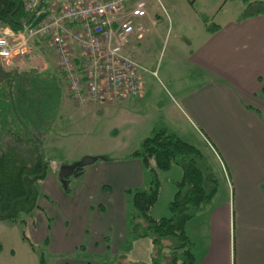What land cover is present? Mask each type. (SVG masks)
I'll list each match as a JSON object with an SVG mask.
<instances>
[{"label": "crops", "instance_id": "crops-1", "mask_svg": "<svg viewBox=\"0 0 264 264\" xmlns=\"http://www.w3.org/2000/svg\"><path fill=\"white\" fill-rule=\"evenodd\" d=\"M239 20L218 25L192 55L193 65L210 79L178 105L224 155L235 184L232 204L215 207L200 224L196 264H264V15ZM145 23L156 25L150 14ZM62 166L52 161L32 220L8 228L0 221V254L10 238L26 258L36 256L24 246V232L35 251L45 249L44 264L45 255L51 264H104L102 258L121 252L128 236V191L145 183L142 163L130 155L95 163L80 176L82 186L69 191L59 179Z\"/></svg>", "mask_w": 264, "mask_h": 264}, {"label": "rangeland", "instance_id": "rangeland-1", "mask_svg": "<svg viewBox=\"0 0 264 264\" xmlns=\"http://www.w3.org/2000/svg\"><path fill=\"white\" fill-rule=\"evenodd\" d=\"M155 26L144 24L145 33L140 47L133 49L138 64L143 68L142 82L144 99L131 97L125 103H113L111 107L99 105L77 106L64 88L59 118L47 138L49 158L60 165H72L85 158L126 159L138 150L156 127H165L175 132L182 140L197 147L204 155L206 165L218 179V191L210 205L188 222L187 234L195 244V253L200 239V224L212 210L233 202L234 180L231 168L223 154L212 144L206 134L189 120L180 107L183 99L207 84L210 77L191 62L192 55L204 46L209 36L208 27L223 25L240 19L249 4L264 0H145ZM2 30V29H1ZM3 31V30H2ZM37 51L34 66L40 72L53 75L55 55L50 47ZM50 51V52H49ZM18 61V60H17ZM25 60L19 61L23 64ZM50 68V69H49ZM48 72V73H47ZM55 74V73H54ZM205 86V85H204ZM102 161L97 162L100 163ZM61 168V167H60ZM88 168V167H86ZM147 186L152 175L144 171ZM183 177V169L173 166L169 171L158 172L160 195L153 217L171 215L169 206L177 192V183ZM82 186V179L72 176L69 190ZM133 194H128V208ZM2 224V223H0ZM7 228L12 223H4ZM11 228V227H10ZM26 230V229H25ZM21 231V227H19ZM27 231V230H26ZM8 231V235H9ZM2 235V234H0ZM18 232L19 244H23ZM29 235V234H28ZM36 256L26 258L14 241L5 240V249L0 255V264H44L41 252L24 242ZM170 242H166L169 244ZM26 247V248H27ZM15 250L16 254L12 251ZM102 258L104 264H169V249L158 250L150 240H138L130 250ZM166 254V256H164ZM51 264L48 255L44 256Z\"/></svg>", "mask_w": 264, "mask_h": 264}, {"label": "trees", "instance_id": "trees-1", "mask_svg": "<svg viewBox=\"0 0 264 264\" xmlns=\"http://www.w3.org/2000/svg\"><path fill=\"white\" fill-rule=\"evenodd\" d=\"M25 2L0 0V27L14 32L36 28L45 17L38 15L44 4L37 11L28 12ZM259 15H264L263 2L249 4L239 21ZM219 30V26L208 27L210 33ZM44 42L48 40L35 38L34 48L16 57L10 66L0 60V221L3 222L27 224L33 219L34 212L40 209L39 185L47 178L52 164L46 142L59 118L65 83L56 73L46 74L34 66L37 49L41 50ZM21 60H25L24 66L19 63ZM261 93L264 95V84ZM130 158L138 159L152 180L145 187L128 191L133 196L127 218L128 236L122 249L130 250L135 241L149 239L159 257L164 249L170 250L169 256L164 255L169 264H196L195 244L187 235L186 225L210 205L218 191V179L206 165L203 153L167 128L156 127ZM175 165L183 169V177L169 206L171 215L156 219L151 211L159 200L158 172L169 171ZM84 171L85 168L77 169L74 176L79 177ZM23 238L29 241L25 232ZM166 242L170 243L165 245Z\"/></svg>", "mask_w": 264, "mask_h": 264}, {"label": "built area", "instance_id": "built-area-1", "mask_svg": "<svg viewBox=\"0 0 264 264\" xmlns=\"http://www.w3.org/2000/svg\"><path fill=\"white\" fill-rule=\"evenodd\" d=\"M41 0H26L35 12ZM36 27L20 32L0 28V60L10 66L26 55L35 38L48 40L56 75L77 106H103L144 93L143 68L133 54L149 17L145 0H44ZM154 24V22H153Z\"/></svg>", "mask_w": 264, "mask_h": 264}, {"label": "water", "instance_id": "water-1", "mask_svg": "<svg viewBox=\"0 0 264 264\" xmlns=\"http://www.w3.org/2000/svg\"><path fill=\"white\" fill-rule=\"evenodd\" d=\"M44 0H41L40 5H42ZM24 24V23H21ZM105 158H85L82 161L72 164V165H64L60 168L59 171V179L62 183L64 190H68L69 186V179L74 176V173L77 169L86 168L92 166L93 164L97 163L98 161H106Z\"/></svg>", "mask_w": 264, "mask_h": 264}]
</instances>
